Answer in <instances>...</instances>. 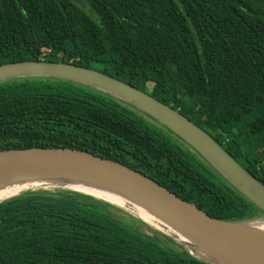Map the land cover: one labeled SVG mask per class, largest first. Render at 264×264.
Instances as JSON below:
<instances>
[{"label": "trees", "instance_id": "trees-1", "mask_svg": "<svg viewBox=\"0 0 264 264\" xmlns=\"http://www.w3.org/2000/svg\"><path fill=\"white\" fill-rule=\"evenodd\" d=\"M26 61L95 69L147 92L264 185V0H0V66ZM140 114L71 81H6L0 151L89 152L213 218L264 217L197 152ZM146 228L91 196L25 192L0 203V264H206Z\"/></svg>", "mask_w": 264, "mask_h": 264}, {"label": "water", "instance_id": "water-1", "mask_svg": "<svg viewBox=\"0 0 264 264\" xmlns=\"http://www.w3.org/2000/svg\"><path fill=\"white\" fill-rule=\"evenodd\" d=\"M25 78L71 81L129 105L186 143L264 212V185L206 131L147 92L98 70L69 63L26 61L0 66V83ZM21 183L27 185L0 203L25 192L87 195L130 214L148 228L149 224L168 233L172 239L157 234L206 264H264V235L251 228L264 225V217L244 221L213 218L148 176L92 153L59 148L0 151V191ZM83 188L116 193L148 211L160 224L147 222L131 206L116 205Z\"/></svg>", "mask_w": 264, "mask_h": 264}, {"label": "bare ground", "instance_id": "bare-ground-1", "mask_svg": "<svg viewBox=\"0 0 264 264\" xmlns=\"http://www.w3.org/2000/svg\"><path fill=\"white\" fill-rule=\"evenodd\" d=\"M26 185L27 184L21 183V184H17L15 186H12L9 189L0 191V199H4L6 197H10L12 195L19 193ZM83 189H85L84 191H89L91 193H95L99 197H102V198H104V199H106V200H108V201H110L116 205L131 206V208L135 211V213L139 217H142L143 219H145L147 222L160 224L156 218H154L151 214L148 213V211H146L142 207L136 205L135 203H131V202L127 201L126 199H124L123 197H121L120 195H118L116 193H111L107 190L103 191L102 189H97V188H83ZM251 228L258 231L260 234L264 235V225H261L260 227L259 226H251ZM170 231H172V230H170Z\"/></svg>", "mask_w": 264, "mask_h": 264}, {"label": "rangeland", "instance_id": "rangeland-1", "mask_svg": "<svg viewBox=\"0 0 264 264\" xmlns=\"http://www.w3.org/2000/svg\"><path fill=\"white\" fill-rule=\"evenodd\" d=\"M140 113V112H139ZM140 116L141 117H143V118H145L144 116H142L141 114H140ZM146 120H148V118H146ZM150 122V121H149ZM155 126H157L156 124H154ZM158 128H160L159 126H157ZM162 127V126H161ZM163 128V127H162ZM165 132H167V133H169L170 134V136L171 137H173V139H176V141L178 140H180L177 136H175V135H173L172 133H170V132H168V131H166L165 130ZM179 142H181V140L179 141ZM189 147V146H188ZM190 148V147H189ZM102 198V197H101ZM104 199V198H103ZM148 226H149V228H146V229H148L149 230V232L151 233V234H156V233H158V234H160L161 236H163L165 239H172L171 237H169V235H168V233H163L160 229H157L156 227H154V226H152V225H149L148 224Z\"/></svg>", "mask_w": 264, "mask_h": 264}]
</instances>
